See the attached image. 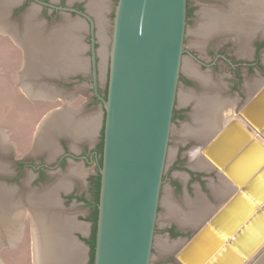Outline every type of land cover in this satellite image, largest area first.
Masks as SVG:
<instances>
[{
    "label": "water",
    "instance_id": "water-1",
    "mask_svg": "<svg viewBox=\"0 0 264 264\" xmlns=\"http://www.w3.org/2000/svg\"><path fill=\"white\" fill-rule=\"evenodd\" d=\"M64 9L90 22L94 89L105 108L93 264H151L187 0H117L106 41V97L97 86L94 21ZM240 114L264 139V88ZM203 152L237 191L176 254V262L244 264L264 244V146L234 119Z\"/></svg>",
    "mask_w": 264,
    "mask_h": 264
},
{
    "label": "crops",
    "instance_id": "crops-1",
    "mask_svg": "<svg viewBox=\"0 0 264 264\" xmlns=\"http://www.w3.org/2000/svg\"><path fill=\"white\" fill-rule=\"evenodd\" d=\"M76 1L84 3L85 13L94 21L97 71L102 87L106 83L102 72H105L108 60L106 49L110 26L108 16L115 0H68V4L72 5ZM95 2L103 4L105 8L95 11L96 9H92L91 6ZM11 4L12 0L1 2L0 26L2 27H6L3 21L7 20L6 11ZM36 7L38 5L33 4L29 9L30 14H24L23 22L21 25L19 23L18 29L9 31L12 37L17 39L24 55V65L19 74V86L24 88L26 93L31 92L29 96L61 100L64 104L62 107H56L41 124H38L29 148L22 153L18 152L19 142L17 144L11 139V131L0 128V249L19 243L25 227L23 219L29 216L34 240L35 264H41V262L42 264H86V251L90 249L87 235L91 232L88 209L82 205L81 199L77 200L75 197L67 199L64 195H71L76 188L79 193L84 192L87 188L85 182L87 169L80 164L72 163L66 171L61 172V169H58L51 173L50 179L40 183H34L36 174L32 169H28L26 177L21 180L23 187L6 179L8 174L14 172V156L38 160L45 155L46 163L51 164L62 150L58 138L61 135L59 131L66 130L60 129V127H66L63 124L70 127L75 120H82L81 125L76 127L71 137L78 139L80 135H83L91 142L101 120L100 107L88 108L92 96L90 79L94 78L89 21L79 14L60 12L59 20L48 22L40 15L39 7ZM82 96L86 102H79L77 106L67 105L68 101H76ZM91 111L93 113H90ZM75 139H71L72 147L76 144ZM200 155L198 154V157L204 161V164L208 162L210 167L214 165L204 154L200 153ZM211 184L213 186L212 182ZM198 189L194 197L184 194L182 200L176 198L177 203L187 208L186 200L192 201L198 195L202 196L206 203L210 202L207 193L201 190V186ZM226 197L222 200L225 201ZM164 200L165 198L162 199V204L165 206ZM214 200L215 203L212 201L208 204L217 208L218 200L215 198ZM81 210H84V213L80 212ZM166 216L164 220L166 223L176 221L180 224L176 219H170L167 212ZM205 221L200 220L192 226L180 225L193 229ZM165 234L166 239L162 237L160 243L163 242L164 245L167 243V246L172 248L171 253L176 251L177 254L183 242L172 243V245L168 242L169 236ZM181 239L184 237L179 236L178 240Z\"/></svg>",
    "mask_w": 264,
    "mask_h": 264
},
{
    "label": "flooded vegetation",
    "instance_id": "flooded-vegetation-1",
    "mask_svg": "<svg viewBox=\"0 0 264 264\" xmlns=\"http://www.w3.org/2000/svg\"><path fill=\"white\" fill-rule=\"evenodd\" d=\"M2 1L4 0H0V4ZM115 1L117 2V0ZM33 4L38 5L40 15L47 19L48 22L59 20L61 17L60 12H69L76 15L79 14L76 11H70L64 8H74L76 10L85 12L84 3L81 1H76L74 4L69 5L68 0H58L56 2H53L52 0H12V4L9 5V7L12 6V8H7L9 14L7 16V20L5 19L11 29H18V27L23 22L24 14L29 13V9ZM238 6H241L243 9L238 8ZM236 12H242L243 14L248 13L249 15H253L255 13L262 16L264 14V0H187V23L184 39V53L182 58L177 100L175 103L173 114V123L175 122L176 117H178L179 119L189 117L190 122H186L185 124L183 123L181 125H184V127L189 130L203 129L206 124L214 119L208 115V111L211 106L217 105L222 113L221 118L217 123L218 126L216 127V129L214 128L213 134L207 136V138H198L193 136L181 137V146H183L184 143H186V140L191 137L192 140H197V142H203L204 144V142L207 141L210 136L214 135L209 140V142H211L213 138L234 119H236L240 125L248 129L252 136L254 134L259 142L261 140V137L258 135L257 130L253 129L250 126L249 122L242 118L240 112L264 88V63L262 61V55L264 52V24L262 25L261 21H257L256 24L254 23L253 25L251 24L249 26V24L246 23L243 25V27H240L241 25L239 23L238 25H236L232 21L228 23L224 21L226 16L231 18ZM209 21H211V23ZM214 21L216 23H213ZM6 22L3 21V23ZM208 24H211L212 27L211 29L205 30L204 32L203 28ZM235 35L237 38L238 47L240 46V41L243 40H245V42H247L249 46L246 52H240L239 47L238 52L240 53V58L237 57L236 59L233 57L232 53L233 42L229 40L234 39ZM250 38H252V40H250ZM241 69H245L246 72L255 71L259 75L258 77L260 79H255L253 83L244 88V91H246V95L249 97L253 95V97L243 106L242 109L238 111V116H235L233 118L231 112L233 111V109L237 110L239 107V105L234 106L237 99H234L235 84L233 75L236 72L238 76ZM241 80L242 78L238 76L236 88L239 87L238 83L241 82ZM256 81L260 82V85L258 87L256 85L254 86ZM90 83L92 88V96L91 101L88 104V108L93 107V109H95L100 107L102 110V113L100 114V125L98 127L96 135L93 136L92 141L89 142L85 137H83V135H80L78 139L71 137L76 127L81 125L80 123H82V120H75L74 123L72 122L70 127L67 126V124H63L66 125L67 128L60 127L61 130H66L59 131V134L61 135L58 138L62 150L55 156L51 164L46 163V160L44 158L45 155L40 157L38 160L34 158L28 159L25 157L16 158L14 156V172L8 174L6 176V179L10 182L16 183L19 187H23L21 180L26 177L28 169H32L36 174L34 183H40V181H47L48 179H50L52 177L51 173H54L58 169H61V172L66 171L72 163H77L84 166L87 169V173L85 175L87 188L84 189V192L82 194L79 193L78 188H76L71 193V195H64V197H66L67 199H72L74 197L77 198V200L81 199V201L83 202L82 205L88 209L87 215L90 218L92 234L94 226L92 216L95 212L96 207L98 206V204L96 205V184L98 177L100 176V167L103 160L105 108L102 100L95 92L94 78L90 79ZM97 86L99 94L103 97H106L107 77L103 89L100 86L99 78H97ZM253 86L254 88L251 91L250 88H252ZM238 94L244 95V92L241 90V93L239 92ZM183 97L186 98V101H180ZM216 98L218 99L211 101V99ZM177 105H179L180 107L178 108ZM199 106L201 108L199 115L200 117H195L194 120L197 107ZM221 126L222 128H220ZM72 138L77 140L75 141L76 144H74L76 147L73 146L74 148L71 146ZM209 142L205 145L203 151L209 144ZM197 169L211 172V170L205 168ZM163 180V185L168 182L170 188L173 189V192L179 190V192L176 193H182L183 186L180 183L175 182L173 180V177H168L166 175V168ZM172 183L174 186L171 185ZM220 184L221 181L212 186L214 192L215 188ZM222 186L226 187L228 185L223 184ZM210 188L208 185H206V182H203L201 189L207 192L208 199L210 200V202H212L215 200L212 195L213 192L211 193L212 188L211 190ZM231 188L227 187L225 189L226 195H228L229 192L233 190V188ZM163 192L164 190L162 186L160 207L163 205ZM172 195V192H169L166 200H164L166 205L165 209L170 219L174 218L178 222H180L179 219H182V221L180 222V224L182 225L192 226L196 225V223L200 220H209L216 212L220 210H217V208L210 209L204 198L200 195H198L194 200L192 199V201L187 199V208L176 204L172 198ZM210 210L211 212H209ZM180 224H178L176 221H173L170 224L164 221L163 224L159 226L157 221L155 235L159 231L167 233L170 238L168 240H171L172 243L176 244L180 241L183 242L181 247V249H183L190 242L191 238H188L186 240L177 239L176 242L173 238L184 236L186 234L185 231L188 232L191 229L188 228V226L185 227L181 226ZM263 247L264 244L250 258H248L244 264H251L253 261L254 264H264V255H257L258 253H260L259 251L263 250ZM171 252L172 248L167 246V243H165L164 245L163 242H161L160 244L156 245V240H154L153 254L157 253V256L154 258V260L151 261V264L177 263L176 254L175 259H173V253ZM256 256L258 257L256 258ZM89 263L90 251L87 264Z\"/></svg>",
    "mask_w": 264,
    "mask_h": 264
},
{
    "label": "rangeland",
    "instance_id": "rangeland-1",
    "mask_svg": "<svg viewBox=\"0 0 264 264\" xmlns=\"http://www.w3.org/2000/svg\"><path fill=\"white\" fill-rule=\"evenodd\" d=\"M112 5H113V9L110 11L108 16V20L110 21V23H112V19L114 17V9L116 5V1H114ZM10 8H12V6H10L9 9ZM6 13L8 16L9 14L8 11ZM3 25H5L6 27L1 28L0 26V128H5L11 131V139L17 142V144L19 142L18 152L22 153L29 148V145L31 144L33 138V133L37 129L38 124H41V122H43V120L50 114L51 111L55 110L56 107H62L64 103L61 100L45 99L42 97L40 98L39 96H37V98H34L33 96H29V93L31 92L26 93L25 90H23L24 88H21L19 86V74L24 65V55L17 39L12 37L10 33L12 29L9 27L8 22L3 23ZM229 40L233 42L232 45L233 57L235 59L237 57L240 58L236 35L234 36V39H229ZM250 40H252V38H250ZM262 61L264 63V52L262 55ZM107 73H108V60H107V68L105 72H102L103 77L105 76V82H106ZM238 76L242 78V80L241 82L238 83L239 87L236 88V84L238 82L237 81ZM238 76L236 72L233 75L234 84H235L234 99H237L235 101L234 106L239 105L237 110L233 109V111L231 112L233 118L235 116H238V111L242 109L243 106L253 97V95H251L250 97L247 96L246 91H244L245 90L244 88H246L249 84L253 83L255 79H260L258 77L259 75L255 71L246 72L245 69H241ZM263 81H264V76H263ZM103 87L104 86L102 85L101 88L103 89ZM241 90L244 92V95L238 94L239 92L241 93ZM79 102H86L85 98L82 96L76 101L73 102L68 101L67 105L77 106ZM177 107L179 108L180 106L177 105ZM186 122L187 123L190 122L189 117H185L184 119H179L178 117H176V120L173 123L174 125L170 139L169 154L166 163V175L168 177H173V180L175 182L180 183L183 186L182 193L181 194L176 193L179 192V190L173 192V189L170 188L168 182H166L163 185L164 192L162 194V199L165 198L166 200L167 197L165 196H168L169 195L168 192L171 190L173 194L172 195L173 200L176 204H178L176 198L178 200H182L184 194L190 197H194L195 191L199 190L198 188H200V186L203 185V182H206V185L212 188V184L210 185L211 182L213 183V185H215L219 183V181L223 180L221 171L218 168H216L215 165L210 167L209 170H211V172L199 170L195 166L194 167L192 166L190 160L192 153L190 152L194 151L198 153L199 156H201L200 153L203 154V148L214 135L210 136L207 139V141L204 142V144L203 142H197V140L196 141L192 140L191 137L188 140H186V143H184L183 146H181L180 143L182 141L180 139L183 136V134L180 132H182V130H184L185 128L184 125L181 124L183 123L185 124ZM220 128H222V126ZM171 185H173V183ZM231 191L232 192L231 193L229 192L230 194L228 196L226 195L227 197L226 196L223 197V198L226 197L225 201H223L222 198L216 195V193L212 188L214 198L221 201L220 206L219 203L218 205L216 204L217 210L220 209L226 203V201L232 197L236 189H233ZM203 192L207 193L206 191ZM163 206L164 205H162L159 210V216H158L159 226H161L164 220L167 218L166 216L167 211L165 209L166 205L164 207ZM208 206L210 209H213L215 207L212 206L211 204L210 205L208 204ZM83 211L84 210H81L80 212ZM209 212H211V210ZM207 221L208 220H206L204 223H206ZM23 223L25 227L21 234L20 237L21 240L19 241V243L14 246L3 247L0 249V264H35V256L33 249L34 240L31 231L30 217L29 216L25 217V219H23ZM203 225L204 224H201L200 226L191 229L189 232H186L184 236H180V237H184V239L192 238L194 235H196L199 229L202 228ZM90 235L91 232H89L87 236L90 237ZM155 237H156V245L160 243V239L162 237L166 239L165 233L161 231L157 232ZM173 239L176 242L178 238H173ZM168 242L172 244L171 240H169ZM89 251H91V248L89 249ZM89 251H86L87 255H85V257H87L86 264L88 263L89 260ZM261 251H259L260 253L257 254L258 256L264 255V247L263 250ZM175 254L176 251L173 252L172 254L173 259H175ZM156 256L157 253H154L152 255V260H154ZM258 256H256V258ZM251 264H254V261Z\"/></svg>",
    "mask_w": 264,
    "mask_h": 264
},
{
    "label": "bare ground",
    "instance_id": "bare-ground-1",
    "mask_svg": "<svg viewBox=\"0 0 264 264\" xmlns=\"http://www.w3.org/2000/svg\"><path fill=\"white\" fill-rule=\"evenodd\" d=\"M91 6H92V9H96L95 11H99V10H102L103 8H105L104 7V5L103 4H101V3H97V2H95V3H92L91 4ZM238 8H240V9H243L241 6H238ZM239 12V11H238ZM238 12H236L235 14H233V16L231 17V18H229V17H225V19H224V21L225 22H230V21H232L233 23H235L236 25H238V23L241 25L240 27H243V25L244 24H246V23H248L249 24V26L252 24H256L257 23V21H261L262 23V25L264 24V14L262 15V16H260L259 14L257 15V14H248V13H242V12H240V13H238ZM99 13V12H98ZM200 13H202V12H200ZM209 13V12H208ZM238 13V14H237ZM257 13V12H256ZM28 14H30V13H28ZM32 15V14H31ZM254 15H256V16H254ZM208 16V15H207ZM256 19H254L253 17ZM34 19V18H33ZM102 19V18H101ZM256 21V22H255ZM210 23H211V21H209ZM213 23H216L215 21L213 22ZM100 25H101V23H100ZM43 27V26H42ZM211 24L209 25H205L204 26V28H203V31L205 32V30H209V29H211ZM252 27V26H251ZM76 30V29H75ZM249 31V30H248ZM48 34V33H47ZM75 34V33H74ZM241 38V37H240ZM239 38V39H240ZM244 38V37H243ZM66 39V38H65ZM105 40V39H104ZM242 40V39H241ZM240 52H246L247 50H248V43L247 42H245V40H243V41H240ZM44 54V53H43ZM37 56V55H36ZM42 57V56H41ZM190 66V65H189ZM192 68V67H191ZM194 69V68H193ZM195 71V70H194ZM259 86L260 85V82H258V81H256L255 82V84H254V86ZM254 86L252 87V88H250L251 89V91H252V89L254 88ZM214 97H215V95H214ZM186 98L185 97H183V98H181V101L182 100H185ZM218 98H216V99H211V101H214V100H217ZM186 101V100H185ZM220 104V103H219ZM218 104V105H219ZM200 110H201V108H200V106L199 107H197V110H196V115L194 116V120H195V117L196 118H199L200 116ZM221 111H220V108L217 106V105H213V106H211L210 107V109H209V111H208V115L211 117V118H214L212 121H210L208 124H206L205 126H204V128L203 129H198V130H189V129H187V128H184V130H182V134H183V136L182 137H190V136H193V137H198V138H207V136H209V135H211V134H213L214 133V128L216 129V127L218 126V120L221 118ZM200 123V122H199ZM197 124V123H196ZM199 126H201V125H199ZM252 138H256L255 137V135L253 134V136H252ZM260 143L264 146V139L263 138H261V140H260ZM190 153H192L191 154V157H190V160H191V164H192V166L194 167H196V168H201V167H205V169H210V165H208V162H207V164L205 163L204 164V161H202L199 157H198V154L196 153V152H190ZM206 156V155H205ZM207 157V156H206ZM208 158V157H207ZM209 159V158H208ZM210 160V159H209ZM211 161V160H210ZM213 163V162H212ZM221 171V170H220ZM222 173V172H221ZM222 181H221V184L220 185H218L216 188H215V193H216V195L218 196V197H220V198H223L224 196H226V194H225V192H226V188L227 187H232L233 189H236L235 187H233V184H232V182L230 181V180H228L224 175H222ZM221 180V179H220ZM222 182H224V183H222ZM223 184H227L228 186H226V187H224V186H222ZM232 192V191H231ZM235 195V194H234ZM233 195V196H234ZM232 196V197H233ZM231 197V198H232ZM230 198V199H231ZM229 199V200H230ZM228 200V201H229ZM228 201H226V203L228 202ZM225 203V204H226ZM224 204V205H225ZM223 205V206H224ZM222 206V207H223ZM176 211V210H175ZM177 212V211H176ZM215 216V215H214ZM14 221V220H13ZM179 221L181 222L182 221V219H179ZM11 225V224H10ZM9 227V226H8ZM11 233V232H10ZM13 233V232H12ZM14 234V233H13ZM17 235V234H16ZM37 244V243H36ZM39 244V243H38ZM39 247H40V245H39ZM42 247V246H41ZM51 248H53V247H51ZM41 250H43V249H41ZM36 252H37V250H36ZM44 252V251H43ZM42 255V254H41ZM45 262H47V261H45ZM38 264V263H37ZM41 264H42V262H41Z\"/></svg>",
    "mask_w": 264,
    "mask_h": 264
},
{
    "label": "trees",
    "instance_id": "trees-1",
    "mask_svg": "<svg viewBox=\"0 0 264 264\" xmlns=\"http://www.w3.org/2000/svg\"><path fill=\"white\" fill-rule=\"evenodd\" d=\"M99 190H100V176L98 177L97 184H96V195H97V197H96V205L98 204V201H99ZM97 217H98V208L96 207L95 212H94V214L92 216V219L94 221L92 234H91L90 238L87 240V243L90 245V248H91V251H90V263L89 264H93Z\"/></svg>",
    "mask_w": 264,
    "mask_h": 264
}]
</instances>
